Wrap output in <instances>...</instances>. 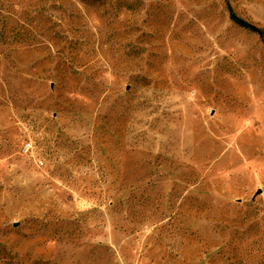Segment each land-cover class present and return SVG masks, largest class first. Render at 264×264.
<instances>
[{"label":"rangeland","instance_id":"374dc122","mask_svg":"<svg viewBox=\"0 0 264 264\" xmlns=\"http://www.w3.org/2000/svg\"><path fill=\"white\" fill-rule=\"evenodd\" d=\"M0 264H264V0H0Z\"/></svg>","mask_w":264,"mask_h":264}]
</instances>
